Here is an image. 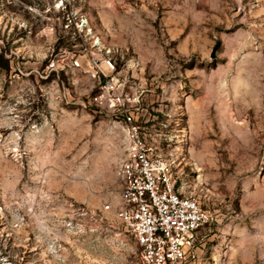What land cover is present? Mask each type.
Instances as JSON below:
<instances>
[{"label": "rangeland", "instance_id": "1", "mask_svg": "<svg viewBox=\"0 0 264 264\" xmlns=\"http://www.w3.org/2000/svg\"><path fill=\"white\" fill-rule=\"evenodd\" d=\"M87 28L141 61L129 84L156 77L143 113L185 114L213 214L192 264H264V0H0V264H141Z\"/></svg>", "mask_w": 264, "mask_h": 264}, {"label": "built area", "instance_id": "2", "mask_svg": "<svg viewBox=\"0 0 264 264\" xmlns=\"http://www.w3.org/2000/svg\"><path fill=\"white\" fill-rule=\"evenodd\" d=\"M87 35L91 47L101 54L100 63L91 66L99 79L91 103L114 117L123 136L116 168L121 189L115 217L138 245L141 264H192L202 250L198 234L213 214L199 197L209 189L189 151L185 114L167 111L159 119L156 114L143 113V98L156 100V77L150 82L153 88L138 90L135 81L129 83L133 72H141V61L126 59L127 49L107 45L90 28ZM59 62L60 58L49 59L41 76L58 72ZM73 64L79 67L78 60Z\"/></svg>", "mask_w": 264, "mask_h": 264}, {"label": "trees", "instance_id": "3", "mask_svg": "<svg viewBox=\"0 0 264 264\" xmlns=\"http://www.w3.org/2000/svg\"><path fill=\"white\" fill-rule=\"evenodd\" d=\"M10 66V59L6 57L5 52L0 50V69L7 71Z\"/></svg>", "mask_w": 264, "mask_h": 264}, {"label": "water", "instance_id": "4", "mask_svg": "<svg viewBox=\"0 0 264 264\" xmlns=\"http://www.w3.org/2000/svg\"><path fill=\"white\" fill-rule=\"evenodd\" d=\"M217 45H218V43L215 45V47H214L213 50H212V53H211V57H212V58H213L214 55H215V49H216Z\"/></svg>", "mask_w": 264, "mask_h": 264}, {"label": "crops", "instance_id": "5", "mask_svg": "<svg viewBox=\"0 0 264 264\" xmlns=\"http://www.w3.org/2000/svg\"><path fill=\"white\" fill-rule=\"evenodd\" d=\"M189 151H190V154H191V156H192V151H191V147H190V145H189ZM193 157V156H192Z\"/></svg>", "mask_w": 264, "mask_h": 264}]
</instances>
